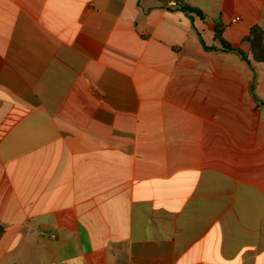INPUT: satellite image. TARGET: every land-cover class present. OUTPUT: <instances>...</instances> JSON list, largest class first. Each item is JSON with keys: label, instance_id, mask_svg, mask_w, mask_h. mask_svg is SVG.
I'll return each mask as SVG.
<instances>
[{"label": "crops", "instance_id": "obj_1", "mask_svg": "<svg viewBox=\"0 0 264 264\" xmlns=\"http://www.w3.org/2000/svg\"><path fill=\"white\" fill-rule=\"evenodd\" d=\"M179 1L0 0V264H264V0Z\"/></svg>", "mask_w": 264, "mask_h": 264}, {"label": "trees", "instance_id": "obj_2", "mask_svg": "<svg viewBox=\"0 0 264 264\" xmlns=\"http://www.w3.org/2000/svg\"><path fill=\"white\" fill-rule=\"evenodd\" d=\"M181 8L186 10L187 12H193L196 13L198 16H200L203 20L206 19L205 15L199 11L198 9H195L188 5H181ZM223 26L221 23L216 22L215 23V35L219 43L221 44L222 48L220 50L222 51H234L239 53L245 60H248V57L239 49L233 48L223 37ZM250 40V53L252 55V58L256 62H264V36L263 32L259 28H254L252 30V37ZM204 44V42H203ZM205 45V44H204ZM205 48L207 49H215L219 50L218 48H209L205 45Z\"/></svg>", "mask_w": 264, "mask_h": 264}, {"label": "built area", "instance_id": "obj_3", "mask_svg": "<svg viewBox=\"0 0 264 264\" xmlns=\"http://www.w3.org/2000/svg\"><path fill=\"white\" fill-rule=\"evenodd\" d=\"M167 5L169 7H173V8H179L180 7V1L179 0H166ZM240 20V17L235 16L233 17L232 21L233 22H238Z\"/></svg>", "mask_w": 264, "mask_h": 264}]
</instances>
